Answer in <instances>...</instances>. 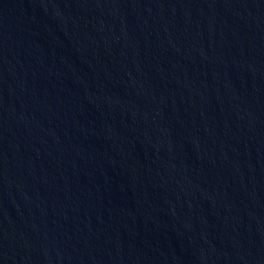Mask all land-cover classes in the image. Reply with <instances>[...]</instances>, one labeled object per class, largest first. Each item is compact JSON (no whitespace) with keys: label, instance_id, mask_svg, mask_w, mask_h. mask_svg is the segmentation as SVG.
Segmentation results:
<instances>
[{"label":"water","instance_id":"95a60500","mask_svg":"<svg viewBox=\"0 0 264 264\" xmlns=\"http://www.w3.org/2000/svg\"><path fill=\"white\" fill-rule=\"evenodd\" d=\"M0 264H264V0H0Z\"/></svg>","mask_w":264,"mask_h":264}]
</instances>
